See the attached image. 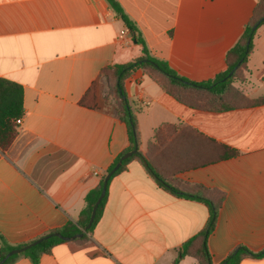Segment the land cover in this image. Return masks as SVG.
I'll return each mask as SVG.
<instances>
[{
  "label": "crops",
  "instance_id": "crops-1",
  "mask_svg": "<svg viewBox=\"0 0 264 264\" xmlns=\"http://www.w3.org/2000/svg\"><path fill=\"white\" fill-rule=\"evenodd\" d=\"M132 31L107 0H0V77L20 84L24 115L0 152V245L18 246L75 222L86 196L130 146L110 98L104 69L150 54L180 76L207 81L225 71V56L257 0H117ZM92 86L97 105L80 101ZM249 99L264 98V24L253 37L243 81ZM142 153L163 124L192 127L237 152L177 174L224 195L208 247L213 264L234 250H264V104L223 112L191 108L138 69L125 81ZM208 206L161 188L139 160L111 180L92 248L60 244L37 264H200L181 246L203 229ZM102 252L92 258L89 251ZM11 264H35L19 254ZM239 264H264L245 257Z\"/></svg>",
  "mask_w": 264,
  "mask_h": 264
},
{
  "label": "trees",
  "instance_id": "trees-1",
  "mask_svg": "<svg viewBox=\"0 0 264 264\" xmlns=\"http://www.w3.org/2000/svg\"><path fill=\"white\" fill-rule=\"evenodd\" d=\"M107 1L129 29L136 31L135 24L129 19L121 4L117 0ZM263 24L264 0H257L253 14L245 24L243 32L226 53L225 71L217 74L214 79L201 82L180 76L167 61L152 56L143 38L138 34L136 40L144 46L143 56L126 64H113L104 69V76L110 83L111 95L109 96L116 104L120 119L126 125L130 139L128 149L114 160L107 173L115 167L123 154L134 149L135 144L138 146L140 144L136 117L124 87L125 81L138 69L143 70L167 94L191 108L223 112L264 104V98L249 100L236 86L237 83L243 81V71L253 50V37ZM80 103L88 108L97 105L95 86L87 90ZM24 112L23 87L0 77V152L8 150L16 139L19 133L17 119L22 117ZM236 154L237 152L227 145L207 137L192 127L182 124H163L155 130L147 152L142 153L138 148L136 154L122 162L120 168L111 176L109 184L113 177L126 170L132 160H139L164 190L181 198L205 203L209 208V219L203 229L183 243L181 256L182 258L192 257L200 264H213L208 239L215 230L218 211L223 203L224 195L200 184L184 182L176 176L185 170L205 166ZM104 178L105 175L101 178L99 185L86 196V206L75 222L71 221L64 227L48 233L59 232L66 237L82 234L80 238L65 241L53 236L23 254L37 264L43 255L51 253L53 248L60 244H68L72 252L91 249V233L103 215L108 198V188L92 226L85 232L84 229L89 223L92 208L102 192ZM28 243L11 246L3 241V245H0V261L9 251ZM88 254L92 258L105 256L97 250H91ZM17 257L18 255L11 256L5 264H11ZM245 257L263 258L264 250L254 253L245 247H240L229 254L222 264H239ZM179 261L180 259H177L173 264H179Z\"/></svg>",
  "mask_w": 264,
  "mask_h": 264
},
{
  "label": "water",
  "instance_id": "water-1",
  "mask_svg": "<svg viewBox=\"0 0 264 264\" xmlns=\"http://www.w3.org/2000/svg\"><path fill=\"white\" fill-rule=\"evenodd\" d=\"M133 37L134 39L136 40V36H135V33L133 32ZM138 152V145L135 144V147L134 149L126 152L125 154H123L118 163L115 165V167L109 171L106 175H105V178H104V185H103V189H102V192L100 194V196L98 197V199L96 200L93 208H92V211H91V215H90V219H89V223L88 225L86 226V228L84 229V232L87 231L93 224L94 220H95V217H96V214H97V210L99 208V205L101 203V201L103 200V198L105 197L106 195V191H107V188H108V184H109V180L111 178V176L120 168V166L122 165V162L126 159H128L129 157H131L132 155L136 154ZM59 237L65 241H73V240H76L78 238H80L82 236V234H75L71 237H66V236H63L61 233L59 232H56V233H52V234H47V235H44L43 237H40L30 243H28L27 245L23 246V247H20V248H16V249H13L11 251H9L5 257L0 261V264H5V262L13 255H19V254H23L25 252H27L28 250L32 249L33 247L39 245L40 243H42L43 241L51 238V237Z\"/></svg>",
  "mask_w": 264,
  "mask_h": 264
},
{
  "label": "built area",
  "instance_id": "built-area-1",
  "mask_svg": "<svg viewBox=\"0 0 264 264\" xmlns=\"http://www.w3.org/2000/svg\"><path fill=\"white\" fill-rule=\"evenodd\" d=\"M22 121H23V116L17 119V125H18V127L21 126Z\"/></svg>",
  "mask_w": 264,
  "mask_h": 264
},
{
  "label": "rangeland",
  "instance_id": "rangeland-1",
  "mask_svg": "<svg viewBox=\"0 0 264 264\" xmlns=\"http://www.w3.org/2000/svg\"><path fill=\"white\" fill-rule=\"evenodd\" d=\"M106 81H107V89H108V93H109V95H111L110 83H109L108 80H106Z\"/></svg>",
  "mask_w": 264,
  "mask_h": 264
}]
</instances>
